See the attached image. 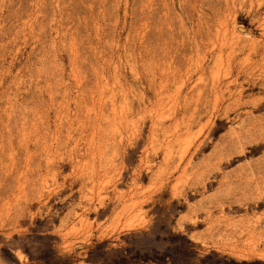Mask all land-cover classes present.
Here are the masks:
<instances>
[{"label":"rangeland","instance_id":"1","mask_svg":"<svg viewBox=\"0 0 264 264\" xmlns=\"http://www.w3.org/2000/svg\"><path fill=\"white\" fill-rule=\"evenodd\" d=\"M0 264H264V0H0Z\"/></svg>","mask_w":264,"mask_h":264}]
</instances>
